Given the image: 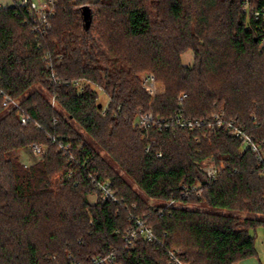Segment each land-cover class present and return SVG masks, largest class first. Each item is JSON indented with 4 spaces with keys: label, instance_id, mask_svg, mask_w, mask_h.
<instances>
[{
    "label": "trees",
    "instance_id": "trees-1",
    "mask_svg": "<svg viewBox=\"0 0 264 264\" xmlns=\"http://www.w3.org/2000/svg\"><path fill=\"white\" fill-rule=\"evenodd\" d=\"M48 1L44 35L20 0L0 6V264H89L112 249L121 264H168L173 248L188 264L255 255L250 230L264 228L263 170L212 116L223 111L264 141L262 18L245 0ZM189 50L192 65L182 60ZM146 70L164 84L153 99L137 77ZM149 110L171 124L180 113L201 125L147 134L137 121ZM32 144L45 152L26 167L17 152ZM207 158L216 179L198 168ZM68 171L73 177L57 188L55 177ZM91 174L111 182L116 200L102 198ZM196 184L201 196L182 195ZM172 198L180 206L161 203ZM130 217L147 221L158 240L126 249Z\"/></svg>",
    "mask_w": 264,
    "mask_h": 264
},
{
    "label": "built area",
    "instance_id": "built-area-1",
    "mask_svg": "<svg viewBox=\"0 0 264 264\" xmlns=\"http://www.w3.org/2000/svg\"><path fill=\"white\" fill-rule=\"evenodd\" d=\"M245 8L250 10L251 15H253L256 19L262 18L264 21V7L262 9L257 8L256 6L251 5L250 0H245ZM51 1L48 0H20V5L22 8H26V12L28 15L32 16V19L36 22V26L34 30L39 35H44L48 30L51 29V22L49 21L50 17H52V9ZM251 5V6H250ZM250 7V8H249ZM261 47L264 48V39L262 40ZM143 83L149 88L150 93L154 96L153 87L155 85V79L151 74H147L143 78ZM186 94H183L179 97V100L182 101L185 98ZM11 100L8 97L4 98L3 105L8 107L11 104ZM15 105L17 103H14ZM223 111H219L215 113L212 118L215 124L218 127H223L233 133V135L242 141V145L245 148L251 150L256 160L260 163L263 174H264V141L259 140L253 135L247 133L243 126L236 125L234 120L225 119ZM23 124H26L29 119L23 115L21 118ZM172 124L176 127L185 130H194L199 127L201 124L197 120H192L189 118L183 117L180 113L175 114L172 119ZM169 119H156L152 110H149L145 113H142L137 121V126L142 131L147 134L152 128H157L159 131L162 129H169L170 125H172ZM153 142V141H152ZM32 149L36 153L45 152V147L39 144H32ZM150 144L147 147L149 149ZM67 150H70V146L66 147ZM158 156H161V153H158ZM198 168L205 174L208 180L216 179L219 175V170L212 159H204L198 164ZM73 171H68L67 173H63L57 176V179L63 182L65 179H71L73 177ZM91 178L93 182L98 186L99 190L102 192V198H115V191L111 187L110 181H98L97 174H91ZM191 193H197L198 196L202 195V190L200 184L193 185L192 187H186L183 190V196H189ZM166 207H178L180 204L172 198L166 202H161ZM154 205V204H152ZM135 207V205H133ZM132 223L125 230L123 234V239L125 242L126 249H132L136 241L141 238L148 242H154L158 240L157 234L154 228L147 223L141 217H130ZM89 264H121L117 261L116 252L114 249L110 250V252L106 254H100L92 256ZM168 264H188L183 261L179 256V252L177 249L173 248L168 251Z\"/></svg>",
    "mask_w": 264,
    "mask_h": 264
},
{
    "label": "rangeland",
    "instance_id": "rangeland-1",
    "mask_svg": "<svg viewBox=\"0 0 264 264\" xmlns=\"http://www.w3.org/2000/svg\"><path fill=\"white\" fill-rule=\"evenodd\" d=\"M95 1H97V0H89L88 2L90 4H94ZM10 3H12V0H0V6L7 5ZM51 27H52V25H51ZM193 62H192V64H193ZM147 74H151L155 79V85L153 87V93L155 92L154 94L157 95V94L163 92L164 91V84L161 81L157 80L154 72L149 71V70L142 71L137 75L138 79L142 82L143 86L147 89V91L150 93L149 88L143 83V78ZM100 95H101L100 99H101L103 105L107 106L108 96L102 90L100 91ZM150 95H151L152 99L155 96V95L153 96L151 93H150ZM101 153L104 154L103 151H101ZM17 155L19 156L20 161L23 164H25V166L27 167V166H30L32 164H35L41 158L42 153L40 154V153L34 152L32 147L29 146V147H26V148L19 150L17 152ZM207 159H210V158H207ZM116 169L118 170L119 174L127 182L128 185H130L136 192H138L141 197H143L144 199H148L146 197V195L144 194V192L138 187L136 182L129 175H127L123 170L119 169L118 167H116ZM60 181L61 180L57 179V176H56L54 179V182L57 185L56 187L62 189V188H64V185ZM90 200H91V202H95L96 198L93 196V197H90ZM148 201H150L151 204L158 203V202L151 201L149 199H148ZM187 208L200 209V210L207 209L206 206L198 205V204H189V205H187ZM250 233H251V235H253L255 237L256 254L241 259L237 264H264V228H263V226L259 225L256 228H252L250 230Z\"/></svg>",
    "mask_w": 264,
    "mask_h": 264
},
{
    "label": "crops",
    "instance_id": "crops-1",
    "mask_svg": "<svg viewBox=\"0 0 264 264\" xmlns=\"http://www.w3.org/2000/svg\"><path fill=\"white\" fill-rule=\"evenodd\" d=\"M182 60L186 65H192L193 62V52L191 50L183 54Z\"/></svg>",
    "mask_w": 264,
    "mask_h": 264
}]
</instances>
